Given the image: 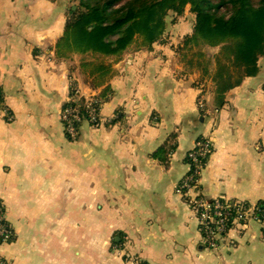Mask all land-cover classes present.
<instances>
[{"label": "crops", "instance_id": "1", "mask_svg": "<svg viewBox=\"0 0 264 264\" xmlns=\"http://www.w3.org/2000/svg\"><path fill=\"white\" fill-rule=\"evenodd\" d=\"M69 0H0V204L14 235L0 244L11 264H264L262 225L229 228L208 250L195 211L175 192L200 138L213 152L204 197L264 203V63L215 108L210 85L194 84L175 54L182 28L150 50H128L113 66L103 123L75 141L60 112L71 85L97 96L80 74L85 58L57 60ZM73 7V6H71ZM173 38V39H172ZM176 42V43H177ZM264 61V60H263ZM206 98L208 115L197 110ZM6 117H10L8 122ZM175 150L161 163L159 149Z\"/></svg>", "mask_w": 264, "mask_h": 264}, {"label": "trees", "instance_id": "2", "mask_svg": "<svg viewBox=\"0 0 264 264\" xmlns=\"http://www.w3.org/2000/svg\"><path fill=\"white\" fill-rule=\"evenodd\" d=\"M72 8L54 56L61 61L88 56L80 64V74L86 86L98 92L99 105L112 97L109 83L115 77L114 64L130 49L150 50L162 43L171 26L167 19L172 18L174 25L186 12L193 17V25L175 52L180 55L184 73L198 75L194 82L197 87L204 82L210 85L208 94L215 108L224 104L225 94L258 75L259 62L264 58V0H78L76 10ZM204 48L218 50L212 65L203 54ZM194 59L200 62L193 63ZM75 89L71 85L70 97ZM67 107L84 112L81 100H71L63 108ZM174 150V145H165L156 159L164 163ZM248 208L254 221L262 225L264 236V203ZM8 228L11 237L6 244L14 241Z\"/></svg>", "mask_w": 264, "mask_h": 264}, {"label": "built area", "instance_id": "3", "mask_svg": "<svg viewBox=\"0 0 264 264\" xmlns=\"http://www.w3.org/2000/svg\"><path fill=\"white\" fill-rule=\"evenodd\" d=\"M97 96L84 97L78 89L67 103L73 101L84 102V112L75 108H63L60 112V121L65 135L70 140H75L78 136L76 126L87 123L91 126H98L103 123L100 114L101 105ZM198 113L205 117L208 115L207 101L202 95L197 98ZM0 113L7 115L0 99ZM10 122L11 118L6 117ZM80 128V127H79ZM78 128V129H79ZM213 152L210 139L198 138L193 149L187 154L186 162L189 168L188 174L177 184L175 192L184 198L187 205L196 213L197 226L203 243L208 250L216 251L219 244L227 234L230 225L235 226L253 220V212L248 206L239 202L207 199L203 196L200 188L201 174L205 168L207 160ZM11 237V232L6 224L5 212L0 204V244H5ZM0 264H11L9 261L0 259ZM135 264H142L136 262Z\"/></svg>", "mask_w": 264, "mask_h": 264}, {"label": "rangeland", "instance_id": "4", "mask_svg": "<svg viewBox=\"0 0 264 264\" xmlns=\"http://www.w3.org/2000/svg\"><path fill=\"white\" fill-rule=\"evenodd\" d=\"M69 6H68V10L71 8V6H73V8L76 10V6H77V4H78V0H69ZM73 8H72V10H73ZM74 10V11H75ZM172 18H168L167 19V23L168 24H171V26L168 28V34L169 35H171L172 37H175L174 35L175 34H182V32L183 33H185V30H189V29H191V27H192V25H193V17L192 16H190L187 12L182 16V17H180V18H176L175 19V24L174 25H172ZM179 27H181L182 28V32H180V33H176V31H178L179 30ZM173 39V38H172ZM177 42V41H176ZM175 42V44H173V46H174V51H175V49H176V47H178V46H180V44L182 43V39L179 41L178 40V42L176 43ZM217 49H208V48H204L203 49V54L205 55V57H206V60H208V62L210 63V65H212V63H213V57H214V55L217 53ZM186 52H184V54H185ZM175 54H177L176 52H175ZM181 54H183V53H181ZM178 55H179V53H178ZM80 57V56H79ZM178 57H180V55L178 56ZM190 57V56H189ZM81 59L82 58H85L84 60H88L89 58H88V56H85V57H80ZM83 60V61H84ZM264 58L262 59V60H260L262 63H264ZM195 61H199L200 62V60H195L194 59V62L193 63H195Z\"/></svg>", "mask_w": 264, "mask_h": 264}, {"label": "water", "instance_id": "5", "mask_svg": "<svg viewBox=\"0 0 264 264\" xmlns=\"http://www.w3.org/2000/svg\"><path fill=\"white\" fill-rule=\"evenodd\" d=\"M75 9L73 8V11H74Z\"/></svg>", "mask_w": 264, "mask_h": 264}]
</instances>
